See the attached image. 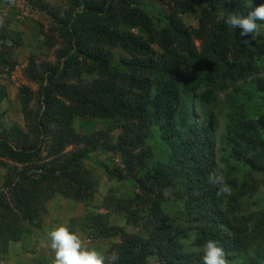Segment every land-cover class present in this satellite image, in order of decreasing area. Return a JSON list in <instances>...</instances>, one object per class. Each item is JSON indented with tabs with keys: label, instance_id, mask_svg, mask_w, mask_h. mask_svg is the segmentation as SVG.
Returning a JSON list of instances; mask_svg holds the SVG:
<instances>
[{
	"label": "trees",
	"instance_id": "obj_1",
	"mask_svg": "<svg viewBox=\"0 0 264 264\" xmlns=\"http://www.w3.org/2000/svg\"><path fill=\"white\" fill-rule=\"evenodd\" d=\"M158 1L165 6L158 23L142 0H65L66 10L52 9L59 41L46 36L44 44H60L55 62L36 69L30 61L24 70L28 81L39 83L37 97L26 85L18 89L27 131L14 125L8 132L0 125V160L23 166L9 168L0 190V252L32 226L39 228L35 220L53 196L90 205L96 181L83 160L112 152L120 162L105 167L107 178L126 181L135 192L104 197L75 219L85 237L110 240L107 264H202L208 240L223 247L227 264H264V114L253 119L223 113L227 127L220 142L228 150L219 158L224 169L212 156L219 137L215 113L208 112L215 87L227 79H241L235 94L264 99V40L242 37L223 23L227 13L247 15L264 0ZM193 6L199 10L195 27L182 20ZM0 46V75L8 74L16 61L9 47ZM245 76L252 77L246 86ZM5 97L0 88V103ZM194 105L203 119L191 111ZM76 118L117 122L80 134ZM116 128L120 133L114 137ZM154 128L161 148L146 139ZM67 146L74 149L65 151ZM162 150L164 161L158 155ZM235 163L246 165L241 177ZM210 174L221 176L222 183H209ZM223 186L230 196L218 194ZM168 196L183 205L185 227L173 225L165 212ZM245 199L257 209L243 210ZM112 216L138 231L112 223Z\"/></svg>",
	"mask_w": 264,
	"mask_h": 264
},
{
	"label": "rangeland",
	"instance_id": "obj_2",
	"mask_svg": "<svg viewBox=\"0 0 264 264\" xmlns=\"http://www.w3.org/2000/svg\"><path fill=\"white\" fill-rule=\"evenodd\" d=\"M142 1V8L152 16L155 23H158L157 18L161 17L162 13L165 11L163 3L158 0ZM41 4L44 5L45 9L41 7ZM55 6L60 7L62 11L67 9L65 0H39V3L36 4L28 0H0V45L3 43L6 47H9L11 57L16 61L13 69H11L8 74L5 73L0 75V88L6 93L5 99L0 103V125L6 127L8 132L9 128L14 125L18 126L23 131H27L17 98L18 89L26 85L32 92L34 98L38 96L39 83L28 81L24 75V70L28 67V63L30 61L34 62L36 69H38L42 63L55 62L54 51L60 44L55 43L52 48H48L44 44L46 36L52 37L51 41H59L58 35L55 34L57 20L55 21L52 15V9L55 8ZM62 11L60 10V13L57 14L58 17L62 16ZM198 15V8L193 6L187 14L182 16V20L188 26L195 27ZM2 38L5 39L2 41ZM255 39L257 41L264 40V29L261 30L260 34ZM194 45L199 50L200 46L198 40H194ZM115 52L117 54L120 53L119 50ZM230 60L232 61L231 58ZM259 71L262 70L260 69ZM249 77L250 76L244 77L246 79L244 81L245 86L247 81L252 79V77ZM240 80L241 79L231 81L227 79L223 81L221 87H215V104L208 109V112L215 113L219 137L218 140L214 142L212 156H214V162H216L220 168L224 169H227V166L220 162V158L226 157L227 151L225 150H228V147L222 148L223 144L220 142V135H222V132L227 127L223 113L232 110L237 114L253 119L259 118L260 115L264 114V99L258 98L260 94L256 96L255 93L252 99H249L247 94H235L234 88L241 83H238ZM246 92H248V89ZM188 99L189 97L186 101L187 105ZM30 108L31 110L35 109V99L30 103ZM191 111L198 116L199 120L204 118L197 106L194 105ZM116 122L117 119L76 118L74 127L77 133L86 134L105 129L108 125H114ZM261 132L264 135V130H261ZM119 133V128L114 129L112 132L114 137ZM146 139L153 147L161 148L162 138L159 129L154 128ZM44 140H46V137H44ZM44 144L45 142L42 143V146ZM72 149H74V147L67 146L65 151ZM44 153V149L42 148L41 154L44 155ZM114 154L112 152H97L95 154H90L83 160L84 167L94 176L96 181L93 187L94 195L90 205H88L90 202L75 201L72 198H64L59 195H55L49 200H46L44 209L35 220L34 225L39 226V228H34V226H32L34 229L31 228L30 231L24 232L18 241L10 242L6 248V252H0V264H53L54 252L48 247V233L60 225H64L68 227L71 232H74L81 239L82 245L86 249H95L105 254V251L110 246V240L89 239L85 237L79 228V221H75V219L82 217L87 210L97 208V205L104 197L116 195V197L127 198V195L135 192V188L129 185L128 182L110 180L107 178L105 167L112 168L115 162H120V155ZM158 155L164 161L166 158V151L162 150ZM1 160L6 162L5 164L8 166H2ZM1 160L0 190H3L5 181L4 176L9 171V168L11 172H14L16 169H23V166L17 162L9 161L8 159L1 158ZM42 163H44V161H41L40 164ZM235 164L237 165V174L241 177L246 170V165L242 163ZM4 192L6 191L4 190ZM166 195H168L167 191ZM243 204L244 206L242 208L247 212L257 209L255 205H250V202L246 199ZM261 204L264 206V201H262ZM164 207L165 212H169V215L172 217L173 225L179 227L186 226L185 223L181 222L183 221L180 216L183 210L181 202H175L174 197H171L169 204L164 203ZM99 211L103 212L102 209ZM72 219H74V221H72ZM111 221L112 223L124 225L128 232L138 231V228H133L131 225L126 224L124 218L121 219L112 216ZM151 263L155 264V260H152Z\"/></svg>",
	"mask_w": 264,
	"mask_h": 264
},
{
	"label": "clouds",
	"instance_id": "obj_3",
	"mask_svg": "<svg viewBox=\"0 0 264 264\" xmlns=\"http://www.w3.org/2000/svg\"><path fill=\"white\" fill-rule=\"evenodd\" d=\"M223 23L229 29L239 30L240 36L255 39L264 29V4L247 15L227 13ZM242 42L247 44L249 40ZM222 180L221 176L215 174L209 176L211 184H221ZM218 194L230 196L231 192L227 186H223ZM48 241V247L54 252L53 264H107L104 254L95 249H86L81 239L64 225L52 229L48 233ZM202 264H227L224 249L218 242L208 240L204 244Z\"/></svg>",
	"mask_w": 264,
	"mask_h": 264
}]
</instances>
